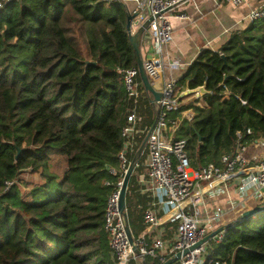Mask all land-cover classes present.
I'll list each match as a JSON object with an SVG mask.
<instances>
[{"label": "trees", "instance_id": "obj_1", "mask_svg": "<svg viewBox=\"0 0 264 264\" xmlns=\"http://www.w3.org/2000/svg\"><path fill=\"white\" fill-rule=\"evenodd\" d=\"M126 17L121 1L9 0L0 8V264H116L104 211L122 175L121 130L134 109L130 162L156 118L143 83L138 103L124 87L119 68L138 66ZM177 84L202 85L196 98L210 107L193 108L204 115L181 133L193 168L218 164L237 132L246 143L264 137V16L232 30L218 49L202 48ZM54 155L66 160L60 177L49 170ZM140 156L125 196L134 236L152 200L136 179ZM28 168L42 183L23 193L19 175ZM166 225L168 244L176 225ZM209 256L264 264V210L228 224Z\"/></svg>", "mask_w": 264, "mask_h": 264}, {"label": "built area", "instance_id": "obj_2", "mask_svg": "<svg viewBox=\"0 0 264 264\" xmlns=\"http://www.w3.org/2000/svg\"><path fill=\"white\" fill-rule=\"evenodd\" d=\"M7 1L0 0V8ZM222 1L239 6L251 0ZM133 2L130 8L133 14L131 25L139 27L146 21L142 36H147L152 46L150 54L143 58V68L149 78H155L163 66L164 46L172 40L173 28L169 16L186 17L179 10L185 0ZM247 15L250 21L264 16V1L250 8ZM173 64L180 62L174 59ZM119 70L125 90L138 103L142 85L138 77V66L122 67ZM199 87L191 89L194 97L201 95ZM160 91L161 97L153 104L156 111L155 124L145 143L144 169L142 180H139L142 192L152 200L143 212L145 228L137 235H132L136 252L126 233L128 217L125 218L118 210L122 179L129 164L125 151L132 150L134 135L138 132V118L134 109L127 116V123L121 130L122 136L126 138L124 149L119 153L122 175L108 195L104 211V230L116 264H130L131 261L136 264H162L177 252H181V255L172 264H205L206 261L210 264H228L224 259L210 257L208 250L212 243L222 242L226 226L238 219L243 211L264 204V137L246 143L241 140L240 132H237L234 149L223 153L218 164L210 162L193 169L187 152V140L181 134L185 125L194 117L192 111L181 109V95L185 91L180 89L177 78L173 76L163 81ZM250 132L248 129L247 133ZM250 145L258 148L260 153L249 155ZM109 172L114 174L115 170L110 168ZM143 181L146 183L143 184ZM207 197L215 200L222 197L230 210L238 207L240 211L233 221L227 223L225 206L217 202L209 207ZM167 223L176 225L168 244L163 239L164 225ZM218 228L221 229L210 239L192 247ZM184 250L187 252L183 254Z\"/></svg>", "mask_w": 264, "mask_h": 264}, {"label": "crops", "instance_id": "obj_3", "mask_svg": "<svg viewBox=\"0 0 264 264\" xmlns=\"http://www.w3.org/2000/svg\"><path fill=\"white\" fill-rule=\"evenodd\" d=\"M263 1L264 0H251L239 6H233L222 0H185V2L179 6V10L181 13L186 14V17L169 16L173 28L172 40L164 46L165 51L163 54V66L161 71L155 78H149L153 87L160 90L165 79L171 76L176 78L181 76L202 48L208 47L218 49L227 40L232 30L243 28L251 22L247 15L250 8L260 5ZM124 3L130 12V8L134 5L133 0H127ZM131 29L135 31L138 27L131 25ZM151 49L150 39L145 35L142 36L140 40L142 58L148 56ZM174 59H178L180 64H173ZM184 91L185 95L181 97V102L185 105L186 99H188L192 93L186 88ZM202 108H206L204 114L210 110V107L206 103L201 105L198 110ZM187 109L192 111L193 106ZM248 151L251 156L260 153V150L253 145L249 146ZM142 173L143 172H138L136 175L139 185V180H142ZM145 183L146 181H143V184ZM140 191L144 194L141 188ZM232 196H234V194ZM206 201L209 203V207H212L213 204L217 202L225 206L227 211L225 221L227 223L233 221L240 211L238 207L234 210H230L226 206V200L222 197L216 200L215 198L207 197ZM166 226L168 225H164L165 230H167Z\"/></svg>", "mask_w": 264, "mask_h": 264}, {"label": "water", "instance_id": "obj_4", "mask_svg": "<svg viewBox=\"0 0 264 264\" xmlns=\"http://www.w3.org/2000/svg\"><path fill=\"white\" fill-rule=\"evenodd\" d=\"M132 16H133V14H131L127 9L126 29H127L128 34H129V39L132 43V46L136 52L139 74H140L143 86H144L145 90H148L149 92H151V94H152L151 102H152V104H154L156 102V100H158L161 97V91L159 89H155L153 87L147 73L145 72V70L143 68V58L141 56V50H140V40H141V37L143 34L144 27L146 25V21L141 26H139L137 30L133 31L131 29V18H132ZM199 88L201 91H204L203 86H200ZM188 91H191V89H189ZM154 124H155V121L153 122V124L149 128L148 132L146 133V135H145V137H144V139H143V141H142V143H141V145L137 151L136 157H134L133 160L129 162L128 167L126 169V172H125L123 179H122V184H121V188H120V192H119L118 210L121 214H123L125 216V218H127L125 196H126L128 182H129V179H130V177L134 171L135 165H136L135 160L138 156L141 155V152L145 146L147 137H148L149 133L151 132ZM20 151H21V149L17 150L16 157H18ZM262 210H264V204L258 205V206L251 208V209H247L246 211H243L239 218L254 216L257 212L262 211ZM220 229L221 228H218L215 231H212L211 233L207 234L201 241H199L198 243H196L192 247H195L198 244L205 242L206 240L210 239ZM126 233H127L129 241L132 244L133 250L136 252V248L133 244V237H132V234H131V231L129 228V224H128V219H127V223H126ZM185 252H187V250H184L183 254ZM180 255H181V252H177L173 257L168 258L162 264H172L175 260L179 259Z\"/></svg>", "mask_w": 264, "mask_h": 264}, {"label": "rangeland", "instance_id": "obj_5", "mask_svg": "<svg viewBox=\"0 0 264 264\" xmlns=\"http://www.w3.org/2000/svg\"><path fill=\"white\" fill-rule=\"evenodd\" d=\"M171 21V19H170ZM185 90V88H183ZM193 95V94H192ZM190 95L188 99H186V104L185 105H193L194 109H197L201 106L204 105L202 104L201 100H198V98ZM194 116H198L199 114L196 112H193ZM203 116V115H201ZM144 152H146V148L144 147ZM140 158V167L144 169V160H145V154L139 157ZM142 158V159H141ZM193 168V166H191ZM66 169V160L63 156L59 155H54L51 157L50 162H49V170L56 175L60 177L62 172ZM196 169V168H193ZM19 183H20V188L23 193H26L29 191V188L35 184H40L42 183V179L39 175L38 172H32L30 168L21 171L19 175ZM209 251V250H208Z\"/></svg>", "mask_w": 264, "mask_h": 264}, {"label": "bare ground", "instance_id": "obj_6", "mask_svg": "<svg viewBox=\"0 0 264 264\" xmlns=\"http://www.w3.org/2000/svg\"><path fill=\"white\" fill-rule=\"evenodd\" d=\"M192 111L194 112V110L192 109Z\"/></svg>", "mask_w": 264, "mask_h": 264}]
</instances>
